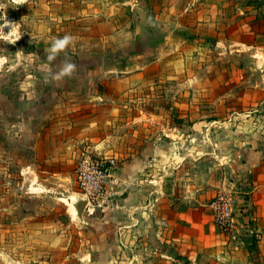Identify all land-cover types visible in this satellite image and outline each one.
<instances>
[{
  "label": "rangeland",
  "instance_id": "obj_1",
  "mask_svg": "<svg viewBox=\"0 0 264 264\" xmlns=\"http://www.w3.org/2000/svg\"><path fill=\"white\" fill-rule=\"evenodd\" d=\"M9 1L15 5L13 11L7 8L5 0H0V264H154L155 258L164 257L174 247L162 243L155 234L160 223L154 213L155 193L149 185L153 182L145 180V189L139 181L114 178L117 168L126 164V93L116 95L114 101L107 99L109 85L100 79L109 68L126 69V58L138 53L126 52V42L114 44L112 38L106 47L88 44V32L95 31V24L99 30L108 29L105 21L83 18L77 21L80 28L73 29L68 22L38 17L47 15L42 12L30 13L34 8L43 9L37 2L30 4L29 11L20 0ZM224 10L233 13L234 4L226 5ZM113 24L125 25L126 21L120 19ZM73 30L76 35H69L73 42L66 51L48 61L47 50L52 42ZM101 40L98 36L97 41ZM65 56L76 65L74 74L52 81L49 72H58ZM155 56L156 52L148 50L142 58L149 61ZM253 62L249 53L212 56L214 79L222 76L246 80L226 85L231 90L229 100L218 99L221 85L217 83L210 85L212 99L204 100L202 88L206 85L187 84L186 69L180 73L179 84L168 91L179 93L180 97L182 93L181 100L175 103L164 98L144 106L161 110L163 116L156 119L166 124L213 125L207 135L201 128L193 134L198 147L195 157L203 151H214L219 140H233L231 135H239L236 129L248 130L264 124V113L249 112L250 106L237 103L234 97V88H245L251 77L264 85V61H259L257 69H252ZM204 71L190 69L198 76L204 75ZM188 90L197 95L193 100L196 110L187 115L190 101L184 100V95ZM107 110H114V119L100 126L107 119ZM219 125L230 126L221 129V137ZM185 132H177V139L181 140L177 144L181 152L178 157L195 146L185 143ZM109 133L118 138L115 144L110 142L113 151L99 152L93 143ZM64 138L68 143H75L74 139L82 141L80 149L68 143L65 147L63 143L58 145L57 140ZM89 157L113 161L112 175L96 193L83 187L77 171L79 163ZM170 163L161 165L164 173L173 171L168 170L174 165ZM87 167V174L92 175L93 169ZM33 180V186L40 190L30 189ZM172 182L163 180L164 190L171 191ZM70 202L76 207V215Z\"/></svg>",
  "mask_w": 264,
  "mask_h": 264
},
{
  "label": "crops",
  "instance_id": "obj_2",
  "mask_svg": "<svg viewBox=\"0 0 264 264\" xmlns=\"http://www.w3.org/2000/svg\"><path fill=\"white\" fill-rule=\"evenodd\" d=\"M20 2L26 3L29 11L30 4L37 2L43 9L34 8L30 13L42 12L47 15L38 17L68 22L73 29L80 28L77 21L83 18L105 21L108 29L99 30V25L95 24V31L88 32L91 37L88 44H103L106 47L112 38L115 39L114 44L126 42V52L138 53L133 58H126V69L109 68L100 79L103 78L104 84L109 85L106 88L107 99L114 101L116 95L126 93V164L117 168L114 178L139 181L145 189L148 186L145 180L153 182V185H149L155 193L156 203H151L156 206L154 213L160 223L155 234L162 243L174 247V251L166 252L164 257L155 258L154 264H264V124L251 126L248 130L236 129L235 132L240 134L231 135L233 140H219L216 142L218 148H214V151H203L195 157L197 146L193 131L201 128L203 134L207 135L213 125L166 124L156 119L163 116L161 110L158 111L155 106L152 109L144 106L149 102L156 104V101L164 98L175 103L181 100L182 93L180 97L179 93L168 91L173 90L169 87L179 84L180 73L186 72V69L189 70L185 78L187 84L206 85L202 88L204 100L212 99L210 85L215 83L221 85L218 99L229 100L231 90L226 85L246 80L222 76L214 79L212 56L249 53L254 58L252 69L259 67V61H264V0H255L254 3L248 0ZM230 3L234 4L233 13L224 10ZM28 17H31L30 14ZM120 19L125 20L126 24H113ZM68 35H76V31ZM98 36L102 38L99 42ZM120 36L121 39H118ZM148 50L156 52L153 60L142 58ZM261 52L263 54H259ZM191 68L204 69L205 73L198 76L190 72ZM216 79L218 82H215ZM248 82L245 88H234V97L237 103L250 106L252 111L249 112L260 110L263 115L264 85L252 80V77ZM196 95L194 90H188L184 95V100L190 101L186 107L187 115L196 110L193 104ZM113 111L108 113L107 110V119L100 126L112 122ZM101 116L99 114L97 118ZM228 127L219 125L218 131ZM182 130H186L185 143L195 146L178 157L181 152L177 144L181 140L177 139V132ZM244 131L250 134H244ZM206 138L203 137V142L207 141ZM74 140L75 143H68L70 141L67 142L65 138L58 139L57 143H63L64 147L68 143L79 150L82 141ZM115 140L118 138L109 133L94 142L93 146L99 152L110 153L113 151L109 148L110 142L115 144ZM207 154L211 156H205ZM168 162L174 163L172 168H168L173 171L166 170L168 173H164L161 165ZM167 174L170 176L167 177ZM34 180L31 190L38 187L33 186ZM163 180L173 181L171 191L164 190ZM221 190H234L238 196L234 234L217 227L209 207V201ZM116 201L117 197H114L113 202Z\"/></svg>",
  "mask_w": 264,
  "mask_h": 264
},
{
  "label": "built area",
  "instance_id": "obj_3",
  "mask_svg": "<svg viewBox=\"0 0 264 264\" xmlns=\"http://www.w3.org/2000/svg\"><path fill=\"white\" fill-rule=\"evenodd\" d=\"M112 159H95L93 157L86 158L77 166L79 179L86 190L91 193L101 191L103 183L112 175L111 163ZM90 167L94 173L87 174ZM238 203V196L234 190H221L210 201L209 207L213 213V220L217 227L224 232L234 234L237 224L235 219V210Z\"/></svg>",
  "mask_w": 264,
  "mask_h": 264
},
{
  "label": "clouds",
  "instance_id": "obj_4",
  "mask_svg": "<svg viewBox=\"0 0 264 264\" xmlns=\"http://www.w3.org/2000/svg\"><path fill=\"white\" fill-rule=\"evenodd\" d=\"M73 42V38L69 35H65L63 38L55 39L52 42L51 47L47 50L48 61H54L61 52H65L68 46ZM76 70V65L70 61V58L65 56L60 70L56 73L49 72V77L52 81H60L65 77H72Z\"/></svg>",
  "mask_w": 264,
  "mask_h": 264
},
{
  "label": "bare ground",
  "instance_id": "obj_5",
  "mask_svg": "<svg viewBox=\"0 0 264 264\" xmlns=\"http://www.w3.org/2000/svg\"><path fill=\"white\" fill-rule=\"evenodd\" d=\"M32 189L35 190V191H38V190H40L41 188H40V187H33ZM61 199L67 201V199L64 198V197L61 198ZM70 203H71L70 205H71V208H72L71 211H73V213L76 215V213H77L76 207H75V205H74L72 202H70Z\"/></svg>",
  "mask_w": 264,
  "mask_h": 264
},
{
  "label": "water",
  "instance_id": "obj_6",
  "mask_svg": "<svg viewBox=\"0 0 264 264\" xmlns=\"http://www.w3.org/2000/svg\"><path fill=\"white\" fill-rule=\"evenodd\" d=\"M5 1L7 3V8L10 9L11 11H13V9L15 8V5L12 2H10L9 0H5ZM77 209L81 211V205L78 204Z\"/></svg>",
  "mask_w": 264,
  "mask_h": 264
}]
</instances>
